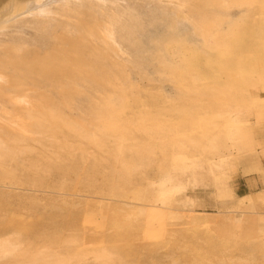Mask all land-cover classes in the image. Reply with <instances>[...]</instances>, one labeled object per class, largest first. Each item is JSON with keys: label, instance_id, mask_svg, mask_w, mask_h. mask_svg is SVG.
Masks as SVG:
<instances>
[{"label": "bare ground", "instance_id": "obj_1", "mask_svg": "<svg viewBox=\"0 0 264 264\" xmlns=\"http://www.w3.org/2000/svg\"><path fill=\"white\" fill-rule=\"evenodd\" d=\"M136 1L0 0V177L16 180L20 159L36 176L80 170L64 157L101 153L110 195L125 197L155 164L136 204L124 202L136 205L130 216L143 218L146 237L162 239L182 220L264 245V0ZM240 170L258 192L236 196ZM206 183L232 227L185 208L196 202L181 196ZM6 236L0 264L90 260Z\"/></svg>", "mask_w": 264, "mask_h": 264}, {"label": "rangeland", "instance_id": "obj_2", "mask_svg": "<svg viewBox=\"0 0 264 264\" xmlns=\"http://www.w3.org/2000/svg\"><path fill=\"white\" fill-rule=\"evenodd\" d=\"M136 2L146 6L142 0ZM165 90L171 93L168 85ZM80 157V153L64 157L67 165L78 163L80 170L74 171L76 174L55 170L33 176L24 169L21 159L14 163L17 179L0 177V236H19L36 250L50 246L64 254L81 251L88 254L87 264H98L95 253L103 250L115 254V263L111 264H264V245L254 241L242 243L235 236L220 235L214 225L190 227L176 220L168 226L164 238L146 237L143 218L130 216L136 205L125 206L124 202L136 204L137 191L156 176L155 164L135 175L125 197H113L104 182L112 176L107 156L87 153L83 161ZM94 157L101 161L99 171H94ZM38 159L33 156L31 161ZM237 175L233 185L237 195L242 196L245 180L240 182ZM91 179L96 180L95 185L90 183ZM32 180L39 184H32ZM205 185L189 188L181 196L183 204L188 198L195 199L193 208L184 204L187 211L210 213L194 214L233 226L234 219L219 214L224 210L220 209L222 204L214 188ZM73 240L78 243L71 245Z\"/></svg>", "mask_w": 264, "mask_h": 264}, {"label": "crops", "instance_id": "obj_3", "mask_svg": "<svg viewBox=\"0 0 264 264\" xmlns=\"http://www.w3.org/2000/svg\"><path fill=\"white\" fill-rule=\"evenodd\" d=\"M237 180H239L240 182L244 181L242 186L245 187V194H248V193H256L258 192L260 189H261V185H260V182L258 181V179L254 176V175H242L241 172L237 175ZM234 192L237 195V189L234 188ZM244 194V195H245Z\"/></svg>", "mask_w": 264, "mask_h": 264}]
</instances>
